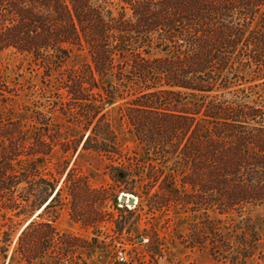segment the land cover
I'll list each match as a JSON object with an SVG mask.
<instances>
[{"label":"trees","instance_id":"trees-1","mask_svg":"<svg viewBox=\"0 0 264 264\" xmlns=\"http://www.w3.org/2000/svg\"><path fill=\"white\" fill-rule=\"evenodd\" d=\"M10 50L32 58L48 83L57 80L56 103L82 130L62 141V125L44 112L28 127L2 120L0 108V211L8 221L27 220L48 201L58 179L29 178H39L58 144L76 152L93 125L83 148L110 160L117 188L154 210L193 213L182 238L213 264H264L245 214L264 206V0H0V53ZM76 52L87 60L69 67ZM12 92L0 83L3 106ZM126 96H134L123 110L139 152L122 148L104 112ZM134 177L146 185L129 183ZM93 213L91 222L102 218ZM37 219L19 239L30 264L52 243L66 254L84 242ZM160 256L153 246L148 264Z\"/></svg>","mask_w":264,"mask_h":264},{"label":"rangeland","instance_id":"rangeland-1","mask_svg":"<svg viewBox=\"0 0 264 264\" xmlns=\"http://www.w3.org/2000/svg\"><path fill=\"white\" fill-rule=\"evenodd\" d=\"M87 57L86 52H76L67 64L69 67L79 66ZM44 74V69L28 56L11 50L0 53V83L9 85L17 94H8L11 98L6 106L0 103V108L4 111L2 120L13 117L31 127L37 122V112L41 111L62 125V141L70 135L78 137L82 126L72 127L69 116L64 115L60 105L56 103V73L51 83L47 82ZM133 98L134 96L119 98L113 104L107 105L104 112L107 113V120L112 124L122 148L139 152L140 149L129 132L123 110ZM92 129L93 125L74 153L73 143L68 145L70 150L67 153L63 152L62 145L58 144L42 172L38 174L39 178H29V183L38 182L41 178L42 184L52 183L53 178L58 179L56 190L40 209L27 220L21 216L14 217L13 222L4 217L5 210L0 211V264H30L22 257L19 239L26 226L41 213L42 217L37 219L39 222H53L62 233L81 238L84 242L75 243L72 251L66 254L58 250L59 244L52 243L53 246L44 259L31 264H138L134 257L141 259L142 264H148L153 246H158L162 251V256L158 259L159 264H213L206 249L190 247L182 238L189 233L191 224L195 221L193 213L176 206L154 210L146 205V201H140L131 193L127 194L135 197V204L122 202L121 196L126 192L117 188L114 180L106 173V167L111 164L110 160L98 156L92 149L83 148ZM50 135L54 133L50 132ZM117 164L115 162V165ZM132 179L133 182L129 183L135 186L139 183L146 185L145 181L138 180L137 177ZM157 187L158 184L153 187L151 193H154ZM59 189V195L50 203ZM97 190L99 193H96ZM17 195L23 197L27 194ZM74 195H80L83 201ZM95 207L102 213V218L93 223L91 221ZM11 214L9 212V215ZM245 214L255 224L261 238L260 246H263L264 206L249 207ZM233 218L235 221L241 220L237 216ZM5 232L10 236L7 237ZM32 246L33 244V250ZM248 264L254 263L249 261Z\"/></svg>","mask_w":264,"mask_h":264},{"label":"water","instance_id":"water-1","mask_svg":"<svg viewBox=\"0 0 264 264\" xmlns=\"http://www.w3.org/2000/svg\"><path fill=\"white\" fill-rule=\"evenodd\" d=\"M121 200L122 202L126 203L127 201H129L130 204H135L136 199L133 195H129L127 193H123L121 196Z\"/></svg>","mask_w":264,"mask_h":264}]
</instances>
